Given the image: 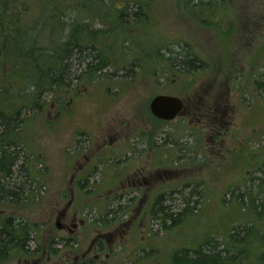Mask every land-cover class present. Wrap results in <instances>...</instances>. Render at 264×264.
<instances>
[{"label": "rangeland", "instance_id": "obj_1", "mask_svg": "<svg viewBox=\"0 0 264 264\" xmlns=\"http://www.w3.org/2000/svg\"><path fill=\"white\" fill-rule=\"evenodd\" d=\"M246 2L248 3L244 10L241 8L246 18L250 12L258 11L256 22L248 26V30L255 28L257 34L254 35L244 32L246 25L242 22L240 37L236 36L237 31L229 29L226 36L219 37V41L207 26V22L203 26L198 21L192 24L172 21L181 18L186 20V17L182 14L170 16L168 4L164 3L159 7L163 9L164 18L160 17L151 26L156 37L160 38L161 45H167V41L179 38V34L184 35L183 42L192 37L194 51L205 57L210 64L209 72H197L190 77L193 79V84H189L190 88L185 87L183 77L176 76V84L171 85L176 90L168 94L194 92L200 95V88L206 87L209 89L208 98L218 96L223 99V107H219V112L224 113L221 118L224 120L220 122L223 126L221 129L229 127L233 135L229 134L221 142H215V131L210 126L205 128L208 121L201 126L203 121L187 111L173 121H156L150 112L149 103L156 94L167 93V88H171H166L165 82L171 81L175 74L168 72L164 73L166 79L162 76L154 78L155 73L144 75L139 72L134 80L120 76L73 90L69 95L72 98L65 106L59 104L55 108L51 105L46 110V123L42 122L40 125V119L35 118L21 134V137L26 138L28 147L32 146L33 151L41 158L36 168L42 174L43 186L35 209L0 204V214L25 216L35 223L34 238L28 245V252H12L13 256L5 264H79L75 258L79 257L80 260L81 252L88 250L90 253L87 256H95L90 251L94 247L92 241L97 239L98 229H104L101 228V219L107 209L111 210L108 217L110 219L111 216L117 218L128 207L129 211H125L113 227L110 225L109 229H104L107 233L104 239L120 241L102 248L99 253L101 259L95 264H140V257L143 258L141 247H147L145 249L148 253L144 257H148L149 263L154 260V264H165L174 248L179 245V242L176 244L179 236L185 239L187 236L186 233L178 231L164 234L158 221H149L150 209L158 196L153 191L167 192L174 187L183 190V187L178 186L183 183L185 174L188 179L196 181L204 177V188L211 192L210 205L192 223L191 234L197 236L205 229L204 224L209 223L214 228L224 216L221 227L218 228L222 230L229 226L232 210H224L218 200L226 193L228 184L237 182L246 173L245 166L240 163L231 166V160L225 166L222 163L219 165L215 159L216 154L210 155L209 152H227L235 145L238 146L243 139L250 140L252 148L264 145V96L258 94L254 83L255 77L260 78L262 75L264 64V0ZM121 4L122 0H117L116 5ZM177 5V11L182 9L183 13L185 8H182L181 3L177 2ZM236 20L234 17L235 23ZM218 31L220 35L221 30ZM143 37L140 30L133 34L137 41L133 51L143 58L147 55L154 57L155 51L139 42ZM145 63L147 65L144 66L149 69V63ZM227 69H233V72H227ZM142 70L148 72L145 68ZM119 75L122 73L119 72ZM211 124L214 125L213 121ZM234 130L238 133L236 136ZM152 132L157 134L151 139L155 146L150 147ZM172 139L178 144H172ZM112 148L115 150V158H104L105 162L99 164L89 175V184L85 190L82 191L80 186L72 183L71 165L81 171L88 159ZM221 157L219 160L223 159L222 155ZM93 167V163H89L78 176L87 174ZM259 173L258 171L254 174ZM122 176L126 178L120 182ZM129 180H139L142 183L147 180L149 184H143L141 189L131 194L115 197L113 192L132 187ZM189 186L184 189L185 192H189L195 184ZM145 188L151 189L146 197ZM176 190L167 193L174 195ZM175 197L180 195L175 194ZM202 206L199 202L194 210H199ZM96 220L100 221L95 223ZM77 222L78 226L74 229L73 224ZM117 225L119 229L113 230ZM135 229L138 230L137 234H133ZM120 234H124L125 238ZM62 237L68 238L67 242ZM138 251L142 255L139 254L137 259H133Z\"/></svg>", "mask_w": 264, "mask_h": 264}, {"label": "trees", "instance_id": "obj_2", "mask_svg": "<svg viewBox=\"0 0 264 264\" xmlns=\"http://www.w3.org/2000/svg\"><path fill=\"white\" fill-rule=\"evenodd\" d=\"M246 1L122 0L123 4L116 5L117 0H0V204L29 207L30 210L37 207L43 180L36 164L41 158L32 146L28 147L26 138L21 137V134L35 118L40 119V125L46 123V110L51 105L55 108L59 104L65 106L72 98L69 95L73 90L120 76L134 80L139 72L144 75L155 73L154 78L162 76L166 79L164 73L168 72L175 74L171 81L165 82L166 88L171 87L167 88V93H173L176 89L171 85L177 81L176 76L183 77L185 87L190 88L193 74L210 71L208 60L194 51L192 37L183 42L185 37L179 34V38L161 45L160 38L156 37L151 26L163 16V9L159 8L163 3L168 4L170 16L182 14L186 17V20L181 18L172 21L189 24L198 21L203 26L207 22L219 40V37L228 34L229 29L237 31V37L241 35L242 22H245L246 34H257L254 27L248 30V26L256 22L258 11L250 12L246 18L243 14L248 3ZM177 2L185 8L183 13L182 9L177 11ZM234 17L237 23L233 21ZM139 30L144 36L139 42L150 46L155 51L154 57L147 55L143 58L133 51L137 42L133 34ZM218 30H221L220 35ZM177 46L180 48L177 49ZM146 61L150 65L149 69L144 66L147 65ZM262 68V75L260 78L255 77L254 83L256 91L263 97L264 64ZM227 72H233V69H227ZM200 89V95L194 92L177 95L185 101V112L201 119V126L208 121L205 128L210 126L215 131L214 141L221 142L227 135H233L229 127L221 129L224 113L219 112V107H223V99L218 96L210 99L207 96L209 89ZM211 120L214 125H210ZM156 134L151 133L150 147L155 146L151 139ZM237 134L234 130V135ZM171 143L178 144L174 139ZM251 144L250 140L243 139L227 152H209L210 155L216 154L219 165L222 163L225 166L231 160V166L235 163L245 166L246 173L237 182L228 184L226 193L218 200L224 210H232L230 224L225 229L218 228L224 216L214 228L209 223L204 224L205 229L197 236L191 234L192 223L210 205L211 192L204 188V177L196 181L183 175V183L178 187L186 190L190 184L195 186L189 192L178 190L177 187L167 191L169 193L177 189L175 194L180 195L178 198H174L175 194L168 195L166 191H153L158 196L150 209L149 221H158L164 234L178 231L187 236L186 239L179 236L176 242L179 245L174 248L169 261L166 259L167 264H264V145L252 148ZM258 171L260 173L255 175ZM88 181L89 177L78 182L82 191L87 188ZM199 202L203 206L196 212L194 209ZM125 211H129V207L117 218L111 216L108 219L111 210L107 209L101 219V228L114 226ZM34 225L32 219L25 216L11 213L0 215V264H5L16 250L28 252V245L34 238ZM94 228L97 227L94 225ZM104 229H98L97 241L107 236ZM137 231L135 229L133 234H137ZM62 240L67 242L68 238L62 237ZM122 247L126 248L124 245ZM145 248H140L143 253L140 264H154V260L149 263L148 257H144L148 253ZM139 254L142 255L138 251L133 259H137ZM94 257L90 256L88 264L98 263L101 259L96 260Z\"/></svg>", "mask_w": 264, "mask_h": 264}, {"label": "flooded vegetation", "instance_id": "obj_3", "mask_svg": "<svg viewBox=\"0 0 264 264\" xmlns=\"http://www.w3.org/2000/svg\"><path fill=\"white\" fill-rule=\"evenodd\" d=\"M185 109H186V106H185ZM184 112H185V110H184ZM114 154H115V150L112 148V149H109V150H106V151H103L102 153H100L98 156H96V157H94V158H91V159H88V161H87V164H86V166L83 168V169H81V171H80V169L79 168H77L76 166H72L71 165V167H73V170L71 171V175H70V178H71V180H72V183H74L75 185H78L79 183L78 182H80V181H82V180H84V179H86V178H88L89 177V175L90 174H92L93 172H94V170L96 169V167L99 165V163H101L102 161H104V158H106V157H108V156H110V158H115V157H113L114 156ZM127 154V153H126ZM125 154V155H126ZM113 160V159H112ZM89 163H93V165H94V167H93V170H91L90 172H88L87 174H85V175H83V176H78V173H82L84 170H85V168H87L88 167V164ZM70 167V168H71ZM123 178H126L125 176H122V178H121V180H119L120 182L121 181H123L124 179ZM144 182L142 183L141 181H139V180H129V182H132V187L131 188H128L127 190H125V191H121V192H113V193H115V197H116V195H126V194H131L132 192H136V191H138L139 189H141L142 187V185L143 184H145V183H147L148 181L147 180H143ZM147 184H149V182L147 183ZM150 191H151V189L150 188H145L144 189V196L146 197V195H148L149 193H150ZM119 196V197H120ZM66 219H68V217H65ZM81 221L83 222V219H81ZM74 225V229L78 226V222L77 223H75V224H73ZM119 229V225H117L115 228H113V230H118ZM124 232L126 233V229H124ZM124 235V234H123ZM123 235H121L120 234V236L121 237H123V238H125ZM121 237H119V238H121ZM101 240H94V241H92V245L94 246V247H91L92 249L90 250V251H92L91 252V254L92 253H94L95 254V259L96 260H98L99 259V253H100V249H102V247H104V245L106 244H110V243H116L117 241H120V240H117V241H111V238H107V239H104L103 238V236L100 238ZM100 245H101V247H100ZM106 247V246H105ZM96 249L95 251L93 250V249ZM16 251H18V250H16ZM71 251V250H70ZM70 251H69V253H70ZM19 252H22V251H19ZM90 252L87 250V251H85V252H81L80 253V260H79V257H76L75 258V260H77L78 262H79V264H88L89 263V261H90V259H88L90 256H87L88 254H89ZM26 260H28V258H26Z\"/></svg>", "mask_w": 264, "mask_h": 264}, {"label": "water", "instance_id": "obj_4", "mask_svg": "<svg viewBox=\"0 0 264 264\" xmlns=\"http://www.w3.org/2000/svg\"><path fill=\"white\" fill-rule=\"evenodd\" d=\"M149 109L154 117L170 121L182 115L184 101L179 96L158 94L151 99Z\"/></svg>", "mask_w": 264, "mask_h": 264}]
</instances>
